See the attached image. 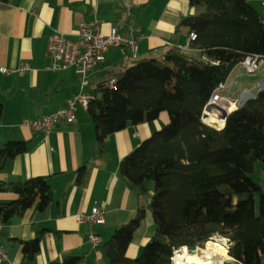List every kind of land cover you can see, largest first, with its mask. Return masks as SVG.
<instances>
[{
    "label": "trees",
    "instance_id": "obj_1",
    "mask_svg": "<svg viewBox=\"0 0 264 264\" xmlns=\"http://www.w3.org/2000/svg\"><path fill=\"white\" fill-rule=\"evenodd\" d=\"M188 1L200 12L183 19L180 27L196 35L190 51L199 56L171 49L160 62L134 60L113 76L114 88L104 82L95 87L86 110L100 155L109 135L162 112L169 118L118 166L129 186L152 183L154 235L136 258L126 256L145 217L140 208L102 244L108 264H171L174 251L203 248L217 235L228 240L227 255L235 264H264V192L252 179L255 165L264 164V90L231 112L223 128L201 122L214 89L233 68L247 56H264V22L245 0ZM25 151V142L0 146V168ZM85 175L83 165L77 172L78 185ZM0 192L16 196L0 203V225L34 204L42 211L52 201L43 177L0 182ZM42 234L20 242L24 259L33 260L39 252ZM82 263V257L70 256L51 264Z\"/></svg>",
    "mask_w": 264,
    "mask_h": 264
},
{
    "label": "crops",
    "instance_id": "obj_2",
    "mask_svg": "<svg viewBox=\"0 0 264 264\" xmlns=\"http://www.w3.org/2000/svg\"><path fill=\"white\" fill-rule=\"evenodd\" d=\"M245 2L261 15L264 22V0ZM199 12L200 9L189 6L188 0L0 2V69L12 70L21 61L31 67V71L22 76L0 72V146L15 141L26 143L23 154L6 160L0 168V182L18 183L43 177L52 192V201L44 210L39 211L34 204L22 215L0 225V244L5 252L0 264H51L70 256L82 257V264H108L102 253V244L116 227L127 223L140 208L144 209L145 217L133 234L126 256L136 258L142 247L150 242L154 235L149 209L152 183L145 182L143 187L129 186L120 177L118 166L141 142L168 123L165 112L109 135L101 155L92 120L80 107L75 112L73 125L59 124L48 134L30 130L23 121L55 112L79 91L78 77L73 69L46 70L50 64L46 45L52 34L75 39L78 24L96 18L103 35L116 28L123 37L138 38L135 58L123 54L117 47L105 54L104 63L93 70L84 89L94 95L98 84L104 82L106 85L115 74L129 68L134 60L160 62L167 51L185 46L188 33L180 23ZM189 52L194 57L199 56L196 51ZM263 84L264 71L247 76L238 69L230 77L223 96L234 100L251 99L264 90ZM83 165L86 175L83 184L78 185L77 172ZM252 179L264 192V164L255 165ZM15 198L12 193L0 192V203ZM94 206L104 210V224L92 229L78 224L76 217L88 214ZM41 232L39 252L33 260L24 259L20 242L31 241ZM90 232L101 239L96 248H91L87 242ZM213 240L223 245L227 242L218 235ZM228 248L229 245L225 247L226 253ZM205 249L206 245L197 247L201 258L206 257ZM209 258L215 264H235L228 255L222 258L210 253Z\"/></svg>",
    "mask_w": 264,
    "mask_h": 264
},
{
    "label": "built area",
    "instance_id": "obj_3",
    "mask_svg": "<svg viewBox=\"0 0 264 264\" xmlns=\"http://www.w3.org/2000/svg\"><path fill=\"white\" fill-rule=\"evenodd\" d=\"M100 28V22L95 18L91 21H82L78 24L75 39L66 38L63 34H52L48 38L46 53L50 58V64L46 67V70L58 72L73 69L78 77L79 91L69 99L63 107H60L55 112L33 120L25 119L23 121L25 127L34 132L48 134L59 124L73 125L77 108L80 107L86 111L88 104L94 99V95L84 92V89L88 85L93 70L104 63L105 54L110 49L117 47L123 54L131 58L136 57L138 51V38L123 37L118 34L116 28H111L107 35H103ZM195 39L196 35L193 32H189L186 45L183 47H174L172 49L188 52L191 50V42ZM238 69L242 70L247 76H255L264 71V56H247L233 68L226 80L214 89L210 99L202 110L201 122L204 125L212 127L207 122L210 116H214L217 119H221L223 115L227 117L234 108L240 107L248 100H234L223 96L224 91L228 89L230 77L235 73V70ZM30 71V65L24 61H21L18 66L12 70L6 68L0 69V72L3 74H15L18 76L25 75ZM114 83V79H110L106 83V86L108 88H114ZM262 87H264V84ZM224 102L234 105V108L229 109L230 106L226 105ZM212 104L214 106L213 108L210 107ZM104 218V210L98 206H94L88 214H79L76 220L78 224L87 225L92 229L96 226L103 225ZM86 239L91 248H96L101 242L100 237L94 232H90ZM226 241L224 245L228 247V240L226 239ZM175 252H177V250L174 251V253ZM0 258H5V252L1 244ZM171 264H173L172 261Z\"/></svg>",
    "mask_w": 264,
    "mask_h": 264
},
{
    "label": "bare ground",
    "instance_id": "obj_4",
    "mask_svg": "<svg viewBox=\"0 0 264 264\" xmlns=\"http://www.w3.org/2000/svg\"><path fill=\"white\" fill-rule=\"evenodd\" d=\"M226 105H229L230 108L229 109H233L234 105L228 103V102H224ZM211 108H213V104L210 105ZM237 109V108H236ZM236 109H233L236 110ZM232 111V112H233ZM224 116V115H223ZM223 116L221 119H217L214 116H210L207 119V122L215 129H221L224 127V123L225 121L223 120ZM222 241V240H220ZM224 241V240H223ZM206 249H205V258H201L199 257V254H197V252L199 250L196 251V253L194 252H189L187 251L186 247H182L180 251H177L174 253L173 258H172V262L173 264H215V262H213L212 260H210L209 256L210 253H215V254H219L222 256V258H226L227 257V253H226V249L224 247V245L220 242H218L217 240H209L208 242H206ZM220 257V256H219Z\"/></svg>",
    "mask_w": 264,
    "mask_h": 264
},
{
    "label": "water",
    "instance_id": "obj_5",
    "mask_svg": "<svg viewBox=\"0 0 264 264\" xmlns=\"http://www.w3.org/2000/svg\"><path fill=\"white\" fill-rule=\"evenodd\" d=\"M223 120L225 121L226 120V116L224 115L223 116ZM186 249H187V251H189V252H195L196 253V251H197V247H194V246H189V247H186Z\"/></svg>",
    "mask_w": 264,
    "mask_h": 264
},
{
    "label": "rangeland",
    "instance_id": "obj_6",
    "mask_svg": "<svg viewBox=\"0 0 264 264\" xmlns=\"http://www.w3.org/2000/svg\"><path fill=\"white\" fill-rule=\"evenodd\" d=\"M213 238H214V237H213ZM213 238H212V239H213ZM216 238H218V237H216ZM177 251H180V250H177ZM198 254H199V252H198ZM199 257H202V255H201V254H199ZM204 258H205V257H204Z\"/></svg>",
    "mask_w": 264,
    "mask_h": 264
}]
</instances>
